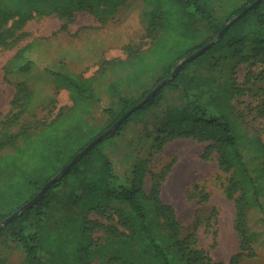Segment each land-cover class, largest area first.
<instances>
[{
    "label": "trees",
    "instance_id": "16d2710c",
    "mask_svg": "<svg viewBox=\"0 0 264 264\" xmlns=\"http://www.w3.org/2000/svg\"><path fill=\"white\" fill-rule=\"evenodd\" d=\"M142 1L148 8L143 13L146 24L144 39L148 41V46L144 50L125 46L123 49L126 59L103 62L98 73L103 75L114 67L119 71L126 68L128 73L125 79H139L150 74L156 77L155 83L137 101L119 99V111L112 115L106 128L89 134L88 125L81 120V116L86 103L97 101L92 81L78 75L53 72L55 87L68 92L71 107L64 113L60 110L47 124L38 123L33 128L22 125L17 133L0 134V181L12 180L7 183L3 192L0 191V198L7 199L4 207L0 208V223L9 216L7 213L12 203L15 202L20 207L31 201L89 143L113 126L132 107L141 103L159 83L169 78L179 62L215 40L226 23L256 0H215L230 6L229 10H225L224 18L220 19L213 16L212 0ZM123 2L0 0V49L9 48L12 43L19 41L24 36L22 29L25 24L35 18L54 15L64 22V30L66 25L73 23L74 13L79 12L92 17L102 26ZM235 3L239 5L234 6ZM199 23L206 24L210 35L204 43L197 45L192 28ZM246 26L253 30L244 31L235 37L236 30L245 29ZM230 30L233 32L223 42ZM212 49H221L220 52L225 55L231 51L240 55L238 62L232 66L231 77L225 88L229 99L242 97L248 80L264 77V0L249 9L224 33L220 41L183 65L173 79L138 110L146 111L156 106L164 87H168L166 90L169 91L180 90L185 100L193 106L190 114L184 109L171 114L173 116L179 112L175 119L169 120L171 128L165 129L162 125L158 129L154 147L159 151L166 143L179 139L207 144L201 158L215 156L218 169L226 176L222 186L224 196L234 206L233 230L237 235L238 246L237 253L230 257L228 264H239L241 260L255 258L246 234L245 212L248 207L247 196L256 194L258 187L238 153V141L242 134L238 132V124L228 121L225 115L230 106L224 103L222 111L218 110L219 113L215 115L206 110L204 104L192 100L193 93L208 86L210 78L186 73L190 64L203 59L202 56ZM247 50L248 53L243 54ZM23 54L24 49L19 50L15 57L23 61L18 70L26 73L31 67V61L23 60ZM200 57L202 58L199 59ZM238 63L246 65L244 84L238 83L236 74L234 75L233 69ZM256 66L260 68V73L254 76L253 68ZM3 80L6 81V78ZM119 83L120 80L112 82L108 89L116 93ZM31 96V91L24 82L14 84V94L9 106L16 111L10 114L5 123H19L30 104ZM255 111L264 115L263 98L259 99ZM129 117L120 127L125 125ZM120 127L103 141L115 135ZM78 130L87 134L83 142L76 138ZM102 142L94 145L61 179L53 183L35 205L6 224L0 230V240L23 254V264H91L93 261L100 264H212L208 255L196 247L193 232L181 237V225L174 209L160 200V187L172 162L154 173L148 171V161L142 160L131 174L116 176L111 164L99 153ZM255 144L264 158V145L258 141ZM25 155L26 158L22 159ZM35 163L48 166L52 176L42 182L37 179L27 182V178L37 176L38 171L33 170ZM146 175L151 177L148 193L143 191ZM10 183L11 186L20 183L21 189H25L28 196L9 198ZM70 183H74V189L69 188ZM53 189L57 191L51 192ZM193 189L198 190V185L194 184ZM49 192L51 193L47 196ZM67 194H70V198H66ZM45 199L48 200L47 205L42 207V204L36 211V206ZM199 201H208V195L202 193ZM109 212L115 214V224H103L97 220L106 217ZM217 214V210H211L205 224L206 229L210 228L211 220L215 222ZM91 216L96 217V220L91 219ZM61 225L63 228L59 230ZM100 234L107 237L106 242H101ZM212 235L214 237L215 232ZM56 253H59L60 262L49 259Z\"/></svg>",
    "mask_w": 264,
    "mask_h": 264
},
{
    "label": "rangeland",
    "instance_id": "374dc122",
    "mask_svg": "<svg viewBox=\"0 0 264 264\" xmlns=\"http://www.w3.org/2000/svg\"><path fill=\"white\" fill-rule=\"evenodd\" d=\"M117 1L124 2L117 6L116 10L110 14V18L115 12L116 14L121 13V8L127 3L131 5L129 9L132 12H137V5L145 7V12L148 10L142 0H113V2ZM238 5L239 3H235L234 6ZM229 8L230 6L227 3L212 0L211 9L215 18H224V12L229 10ZM81 16L86 15L83 14ZM43 18H35L34 22L28 24L27 32L24 33V36L19 41L12 43L9 48L0 49L1 135L17 133L22 125L33 128L38 123L47 124L57 116L60 110L64 113L71 107L72 102L68 92L55 87L53 72L66 73L72 76L78 75L82 79L92 81L97 101L86 103L81 116V120L88 125L89 134L98 133L106 128V125L109 124L110 119L113 117L112 115L119 111V99L137 101L140 99L141 94L149 90L155 83L156 77L150 76V74H146L139 79H125V75L128 73L126 68H122L120 71L115 70V67L110 68L109 71L100 75L98 70L102 68V63H99L100 58L96 51L89 53L84 48L75 50V46L71 49L70 47H67V49L64 47L55 49L47 38L42 36V38L36 39V36L40 35V31L35 24L39 23ZM123 22L122 16H119L116 21L119 28L123 26ZM95 25L97 24L95 23ZM135 26L139 29L138 24L135 23ZM233 30L228 32L223 42L229 38ZM247 30H253V28L246 26L245 29H238L235 37ZM192 32L195 35V43L197 45L204 43L208 39L207 36L210 35L205 23L195 25L192 28ZM144 34L145 32L139 35H130L126 46L144 50L148 46V41L144 39ZM71 36L68 34L64 39L65 44L68 46H70L72 39H75ZM32 40L36 41L34 48H32L33 51L30 52V45V50L24 49L23 54V60H30L31 67L26 73H22L18 69L23 64V61L18 60L15 54L24 45L33 42ZM64 42H60L58 45ZM123 48L124 46L118 47L114 60L126 59V53ZM62 50L67 54L61 55L60 52ZM212 50L204 54L202 56L204 57L203 59L200 57V61L195 64L192 63L193 65L190 64L187 68V74L204 75L210 78L208 86L193 93L192 100L204 104L206 110L215 115L222 111L224 103H228L230 110L225 115L228 121L238 124V132L242 134L238 141V153L245 163L249 175L255 180L258 187L256 194L247 196L248 207L245 212L246 234L250 247L255 253V258L241 260L239 264H264V158L258 151L257 144H255L258 141L264 145V115L261 116L255 111L259 99H264V77L254 81L250 79L245 83L246 65L238 63L233 71L234 75L236 74L237 82L245 83V94L240 98L229 99L226 95L227 89L225 87L231 77L232 66L238 62L240 55L235 53L236 51H231L225 55V53L220 52L221 49ZM70 53L71 55H69ZM247 53L248 50L243 54ZM58 60H62L63 64L58 63ZM94 60L96 62L92 63ZM253 73L254 76H257L260 73V68L258 66L254 67ZM3 78H6V81ZM117 80H120L119 88L116 93L111 92L108 87ZM17 81H23L26 84V88L31 91V101L19 123L8 125L5 122L10 118V114L16 111L13 108L10 109L9 103L14 94V84ZM211 81L214 83H211ZM167 88L164 87L160 92L158 97L163 95L156 106L146 111H135L115 135L105 141L102 140L103 142L101 141L102 143L99 146V153L111 164L116 176L131 174L132 170L142 160L148 161V171L154 173L159 172L166 164L172 162L171 168L160 187V200L174 209L176 219L181 225L182 238L193 232L196 239V247L208 255L212 264H228L230 257L237 253L238 246L237 235L233 230L234 206L224 196L222 186L226 181V176L218 169L215 156L211 155L207 159H202L201 154L207 144L193 140H174L166 143L159 151L154 147L158 129L162 125V128H171L172 124H170L169 120L175 119L179 112L173 116L171 114L183 109L187 114L193 112V106L188 100H185L180 90L169 91L166 90ZM86 137L85 131L78 130L76 138L80 142L86 140ZM26 155L22 159H25ZM33 170L34 172L38 171L37 176L36 178H27V182L36 179L42 182L53 174L48 166L36 163ZM150 180L151 177L149 175H146L143 180V191L145 193L150 190ZM10 181L12 180L0 181V191L3 192V189L8 186L7 183ZM182 183L184 184L182 185ZM70 184L69 188L74 189V183ZM194 184L198 185V190L193 189ZM61 185L62 182L58 187L60 188ZM21 188L20 183L8 188V197H27L28 194L25 189ZM57 189H53L51 192L57 191ZM202 193L208 195V201H199ZM69 195L67 194L66 198H70ZM6 201V198L4 200L0 198V208L4 207V202L6 203ZM42 201L36 206V211L42 204V207L47 205V199ZM65 205L68 206L67 203ZM22 206L19 207L17 203H12L9 207L7 213L9 216L7 218ZM212 209L217 210V218L215 222L211 220L210 228L206 229L205 224ZM90 218L96 220L94 216ZM196 218L198 222H196ZM97 220L103 224H115L116 218L114 213L111 214L109 212L106 217L98 218ZM61 228H63L62 225L59 230ZM118 229L121 228L118 227ZM212 232H215L214 237ZM100 236L102 243L107 241L106 236H102V234ZM10 246L9 243L0 240V264H23V254ZM49 259L60 262L59 253L51 255ZM91 264L100 263L93 261Z\"/></svg>",
    "mask_w": 264,
    "mask_h": 264
},
{
    "label": "crops",
    "instance_id": "0c3cea01",
    "mask_svg": "<svg viewBox=\"0 0 264 264\" xmlns=\"http://www.w3.org/2000/svg\"><path fill=\"white\" fill-rule=\"evenodd\" d=\"M131 5L127 3L123 8H121V13L116 12L113 16L108 18L105 23L100 26L98 25L92 17L88 16L85 13H74L73 23L66 25V29H62L65 26L62 20H59L56 16L52 15L49 17H44L39 23L35 24L40 31V35L36 36V39L45 37L48 39V42L52 44L55 49L64 47L73 48L79 50L84 48L85 51L98 54L100 61L99 63L109 62L114 60V56L118 52V47H125L127 45V39L130 35L143 34L145 32L146 24L143 19V13L145 12V7L142 5H137V12L131 11L129 9ZM85 14L86 16H81ZM119 16H122L124 22L121 28L118 27L116 23ZM31 20L25 24L22 29L23 33L27 32V26L29 23L34 22ZM95 23L97 25H95ZM135 23L139 25V29L136 28ZM141 28V29H140ZM69 35H72V42L70 46L65 44L64 39ZM33 41V40H32ZM36 41L30 42L29 44L24 45L20 50H27L31 45L34 48ZM61 45H58V43ZM62 48V49H64ZM63 51V52H62ZM60 53L61 55L67 54L64 50ZM71 55V53L69 54ZM24 59V58H23ZM96 60L92 61L95 63ZM58 63L63 64L62 60H58ZM56 63V64H58ZM23 81H17L16 83H21Z\"/></svg>",
    "mask_w": 264,
    "mask_h": 264
},
{
    "label": "water",
    "instance_id": "95a60500",
    "mask_svg": "<svg viewBox=\"0 0 264 264\" xmlns=\"http://www.w3.org/2000/svg\"><path fill=\"white\" fill-rule=\"evenodd\" d=\"M262 0H256L253 4H251V6H249L248 8H246L245 10H243L239 15H237L235 18H233L231 21H229L223 28L222 30L219 32V34L217 35V37L215 38V40H213L212 42H210L209 44H207L206 46H204L203 48H201L200 50H198L197 52H195L194 54H192L191 56L185 58L184 60H182L181 62H179L175 68L173 69V71L171 72V75L169 76V78L165 79L164 81H162L161 83H159L143 100L141 103H139L138 105L132 107L125 115H123L113 126H111L108 130H106L104 133H102L101 135H99L95 140H93L91 143H89L78 155H76L71 162L58 174L56 175L53 179H51L48 183H46L42 189L40 190V192L28 203L24 204L18 211H16L14 214H12L9 218L3 220L0 223V230L9 222H11L13 219L21 216L22 214H24L27 210H29L33 205H35L44 195V193L47 191V189L49 187H51L53 185V183H55L56 181H58L59 179H61L64 174L74 165L76 164L84 155H86L88 153V151L97 143L101 142L106 136L112 134L115 130H117L121 124L129 117L131 116V114L135 111H137L138 109H140L145 103H147L148 101H150L155 94L160 90L161 87H163L165 84H167L168 82H170L173 77L177 74V72L180 70V68L185 65L188 62H191L192 60H194L195 58L199 57L200 55H202L206 50H208L209 48H211L213 45H215L218 41L221 40L222 36L224 35V33L231 27L233 26L241 17H243L247 11H249V9L253 8L254 6H256L259 2H261Z\"/></svg>",
    "mask_w": 264,
    "mask_h": 264
},
{
    "label": "bare ground",
    "instance_id": "6f19581e",
    "mask_svg": "<svg viewBox=\"0 0 264 264\" xmlns=\"http://www.w3.org/2000/svg\"><path fill=\"white\" fill-rule=\"evenodd\" d=\"M175 177V176H174ZM176 178V177H175ZM182 178H183V176H182ZM172 180V179H171ZM175 180V179H174ZM177 181H178V179H177ZM180 181H182V180H180ZM185 181V180H184ZM168 182H170V181H168ZM173 182V181H172ZM175 183V182H174ZM178 183V182H177ZM181 184V183H180ZM184 183H182V185H183ZM173 186H175V185H173ZM179 188V187H178ZM177 190V189H176Z\"/></svg>",
    "mask_w": 264,
    "mask_h": 264
}]
</instances>
